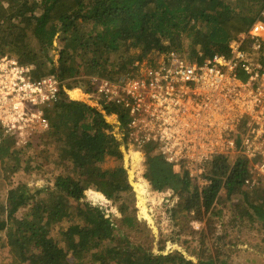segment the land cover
<instances>
[{
    "label": "trees",
    "instance_id": "obj_1",
    "mask_svg": "<svg viewBox=\"0 0 264 264\" xmlns=\"http://www.w3.org/2000/svg\"><path fill=\"white\" fill-rule=\"evenodd\" d=\"M263 11L264 0H0V55L34 66L35 80L55 73L61 82L58 101L43 110L50 125L43 140L56 159L30 153L31 158L24 160L29 147H17L15 139L0 131V180L6 185V193H0V252L8 248L1 264H229L206 233L197 262L180 252L154 255L126 235L114 234L112 216L86 201L85 192L95 188L125 216L132 187L122 165L101 167L107 159L122 157L119 142L106 134L111 125L103 113L77 101L87 100L89 94L72 88L86 86L90 92V80L79 77L115 79L121 73L132 74L136 61L168 48L178 53L188 49L198 61L228 55L231 42L248 31ZM59 33V65L50 69L49 51ZM105 111L118 113L127 127L120 108L108 105ZM109 122L117 124L115 116ZM115 127L120 133L118 124ZM36 144L40 143L32 146ZM235 157L232 163L227 156L214 159L201 190L188 174L175 172L151 150L144 175L154 191L171 188L188 194L185 209L198 221L211 217L209 212L224 190L228 196H241L232 222L243 223L255 215L264 223V185L255 186L253 199L247 201L250 162L239 153ZM135 188L142 206L145 188L139 183ZM181 214L185 213L174 210V220L178 222ZM122 222L135 228L134 217L127 215ZM56 223L66 224L59 231L64 247L52 236Z\"/></svg>",
    "mask_w": 264,
    "mask_h": 264
},
{
    "label": "built area",
    "instance_id": "obj_2",
    "mask_svg": "<svg viewBox=\"0 0 264 264\" xmlns=\"http://www.w3.org/2000/svg\"><path fill=\"white\" fill-rule=\"evenodd\" d=\"M262 16L231 42L228 55L192 61L171 52L141 73L136 64L137 73L90 79L92 97L127 117L131 152L146 159L151 150L202 184L214 159L241 151L250 175L264 176ZM33 69L0 57V131L14 136L19 148L49 131L43 110L58 101L60 90L55 77L33 79ZM245 184L256 186L250 177Z\"/></svg>",
    "mask_w": 264,
    "mask_h": 264
},
{
    "label": "rangeland",
    "instance_id": "obj_3",
    "mask_svg": "<svg viewBox=\"0 0 264 264\" xmlns=\"http://www.w3.org/2000/svg\"><path fill=\"white\" fill-rule=\"evenodd\" d=\"M61 33L58 34L57 38L53 42V46L49 51V60L48 67L58 68L60 50H62L61 43ZM168 46V44L166 45ZM139 51V50H138ZM175 52L174 48H168L165 52L158 53L154 52L150 54L147 58L142 61H136L134 66L130 68V71L137 69L139 64L138 73L144 71L151 62L160 60L167 54ZM139 52H137L138 54ZM180 56L192 60L198 61L197 58L190 57V51L188 49H183ZM259 55L263 57V53L260 50ZM8 56V55H5ZM202 56L201 52H198V57ZM4 57V55H0ZM34 67V66H33ZM137 73V72H135ZM126 73H121V75H115L116 78L124 76ZM57 74L48 75L46 77L56 78ZM92 78L98 77H89L81 76L78 79H85L87 83ZM57 79V78H56ZM77 79V78H75ZM58 80V79H57ZM68 81V80H67ZM59 86L61 82L58 80ZM64 90L70 96V91L75 90L76 88L82 89L83 94H89L88 97H92L91 91L88 92V87L86 86H73L72 90H69L65 85V82L62 83ZM88 98L87 100H77L88 104L89 106L95 108L104 114L106 121L111 125V129L105 131L106 134L110 135L116 139L118 144V150L121 153L122 157L118 158L117 156L107 159L106 162L101 164L103 169H110L116 166L122 165L127 172L128 182L132 187L131 194L128 197V211L127 215L134 217L135 219V228H128L122 222V219L125 218L118 208L113 204L109 198H107L101 192H98L95 188L91 187L85 192L86 201L90 202L93 206H98L104 213L111 217V222L115 228L114 234L126 235L128 239L136 244L142 245L145 249H149L153 252L154 255H167L173 252H180L185 255L188 260L197 262L201 253L199 250H202L203 245H200V242L203 239L204 233L207 234L206 238L210 241L211 244H215L219 248V252L225 257L226 261L229 264H264V223L259 221L258 218L253 216V218L246 217L243 223L239 221L232 222V218L236 216L237 211L235 209L236 203L238 200H241L239 194L228 196L227 193L222 190L220 194V199L217 200L212 210L209 212V216H205L203 221H198L194 218L193 213L185 208L189 205V195L180 191L168 188L164 189L162 192L154 191L150 183L145 178V158L138 156V153L131 152L132 148L127 145V131L125 125L120 121L118 113L114 112L108 115L105 111L106 105L104 102L100 101L99 98ZM75 100V99H72ZM115 116L116 122L120 127V133H116L115 125L109 122V118ZM48 132V131H47ZM38 134L34 139L36 146H32V143L28 146L27 152L24 155V160L31 158L30 153L35 154V158H47L52 157V160L56 159V156H52L54 150L52 147H46V143L43 140L46 133ZM120 134V135H119ZM120 137V139L118 138ZM12 140L15 139L14 136L9 137ZM239 147L242 146V139H239ZM134 153V154H133ZM234 153L228 155L227 157L229 162L232 163L236 160L237 157ZM158 155V154H157ZM239 155H242L241 151ZM34 159V158H33ZM262 161L258 159L257 162ZM208 167V166H207ZM174 169V168H173ZM177 173H182L181 171H176ZM207 171V170H206ZM206 174V173H205ZM203 175L202 184H199L197 180H192L193 185H195L199 190H201L204 185L207 184L205 181V176ZM250 178L256 182V186L261 184L264 185V176H258L256 173L250 175ZM142 184L145 188L144 193L141 195L143 198L142 206L144 207V212H142V206L140 205L139 195L136 191L135 185ZM256 189V188H255ZM254 188L247 187L246 196L247 201L253 199ZM6 190V185L3 180H0V193L4 194ZM101 194V196H99ZM4 198V196H3ZM183 211L185 214L180 215L178 222L173 218V211ZM252 212V211H251ZM204 213V211H203ZM220 213L219 215H217ZM22 216V213L18 214V217ZM253 219L257 222H253ZM77 225V224H75ZM80 225V224H79ZM66 226L65 223H56L54 230L52 232L53 238L60 243V246L64 247L59 231L61 228ZM213 228L212 231H209L210 228ZM218 244V245H217ZM7 248V247H5ZM8 248L3 249L0 252V264L7 254Z\"/></svg>",
    "mask_w": 264,
    "mask_h": 264
},
{
    "label": "bare ground",
    "instance_id": "obj_4",
    "mask_svg": "<svg viewBox=\"0 0 264 264\" xmlns=\"http://www.w3.org/2000/svg\"><path fill=\"white\" fill-rule=\"evenodd\" d=\"M138 154H139V155H138L139 157H141V156H142L140 153H138Z\"/></svg>",
    "mask_w": 264,
    "mask_h": 264
},
{
    "label": "clouds",
    "instance_id": "obj_5",
    "mask_svg": "<svg viewBox=\"0 0 264 264\" xmlns=\"http://www.w3.org/2000/svg\"><path fill=\"white\" fill-rule=\"evenodd\" d=\"M72 99V98H71Z\"/></svg>",
    "mask_w": 264,
    "mask_h": 264
}]
</instances>
